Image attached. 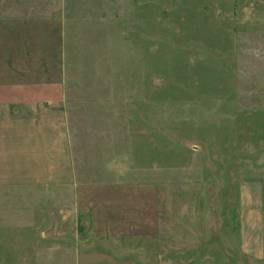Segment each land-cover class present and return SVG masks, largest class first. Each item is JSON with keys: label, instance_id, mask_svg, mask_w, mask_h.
<instances>
[{"label": "rangeland", "instance_id": "obj_1", "mask_svg": "<svg viewBox=\"0 0 264 264\" xmlns=\"http://www.w3.org/2000/svg\"><path fill=\"white\" fill-rule=\"evenodd\" d=\"M61 4L69 179L1 193L0 264H264V0Z\"/></svg>", "mask_w": 264, "mask_h": 264}, {"label": "crops", "instance_id": "obj_2", "mask_svg": "<svg viewBox=\"0 0 264 264\" xmlns=\"http://www.w3.org/2000/svg\"><path fill=\"white\" fill-rule=\"evenodd\" d=\"M61 1L0 0V199L5 190L69 179L61 165L68 158L57 144L63 134L56 131L57 125L63 128L62 84L52 81V72H61ZM51 110L55 120L48 122ZM61 166L64 178L56 179ZM250 228L253 237L247 234ZM260 228L259 213L240 214L242 251L247 236L254 246L259 243Z\"/></svg>", "mask_w": 264, "mask_h": 264}]
</instances>
